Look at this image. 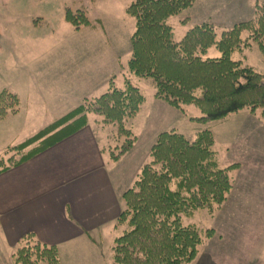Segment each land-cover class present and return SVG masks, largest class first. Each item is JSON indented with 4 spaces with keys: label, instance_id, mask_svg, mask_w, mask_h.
<instances>
[{
    "label": "trees",
    "instance_id": "1",
    "mask_svg": "<svg viewBox=\"0 0 264 264\" xmlns=\"http://www.w3.org/2000/svg\"><path fill=\"white\" fill-rule=\"evenodd\" d=\"M194 1L134 0L129 5L126 13L134 19L135 31L128 71L135 77L152 79L155 98L170 107L196 106L201 113L197 122L220 120L242 109H260L264 121V75L230 57L241 44V32L250 31L251 38L259 42L264 61V0L256 6V19L236 24L218 41L213 28L204 23L174 42L167 22ZM65 21L76 30L89 25L83 13L76 15L69 10ZM213 47L220 56L205 57ZM143 102L140 90L130 82L126 81L124 89L111 83L106 93L84 100L27 140L7 147L6 155H22L16 160L10 157L0 173L80 130L90 114L102 118L104 124L117 125L120 133L129 136L123 123L135 116ZM17 103L15 96L1 92L0 117ZM133 142L126 140L112 160L127 153ZM212 144L208 132L196 134L193 141L175 131L157 136L149 151L150 161L122 194L124 208L117 223L125 229L113 242L110 264H190L195 260L199 246L213 232L184 226L182 217L202 209L213 211L232 188L229 170L217 165ZM13 257L14 264H59L56 248L33 241L31 236L23 237Z\"/></svg>",
    "mask_w": 264,
    "mask_h": 264
},
{
    "label": "rangeland",
    "instance_id": "2",
    "mask_svg": "<svg viewBox=\"0 0 264 264\" xmlns=\"http://www.w3.org/2000/svg\"><path fill=\"white\" fill-rule=\"evenodd\" d=\"M133 1L0 0V91L8 85L4 92L13 95L11 90L18 88L15 85L18 84L16 80L20 77L21 65L39 53L26 45L36 41V36L25 38V32H39L41 44L45 42L47 45L57 40L62 44H74L75 40L77 51L72 60L91 61L97 45L107 47L108 79L113 76L112 85L117 89H124L128 81L144 97L135 116L123 123L129 136L120 133L117 125L104 124L102 118L87 115V124L89 121V125L96 130L101 146L105 151L109 150L111 160L113 155L120 152L126 140H134L131 149L112 162L128 156L126 165L136 168L140 166L142 169L150 161V148L160 133L175 131L193 141L196 134L208 132L213 141L211 150L217 165L222 169L228 168L232 188L225 201L214 207L213 211L202 209L190 217H182L184 226H194L203 233L207 230L213 232L199 246L196 258H209L216 264H264V121L261 110L242 109L223 119L202 123L196 120L201 117L196 106L188 105L179 110L156 99L152 79H141L128 71L135 21L126 10ZM262 2L195 0L189 8L172 16L167 24L172 29L174 42H179L189 30L204 23L213 28L218 41L236 24L256 19V6ZM67 10L76 15L83 13L89 25H81L76 30L65 21ZM89 32H93V37L100 36L98 32H101L104 42L97 37L99 42L95 40L91 47L85 46ZM240 40L241 44L230 55L231 60L264 75L263 55L258 40L251 38L250 31L241 32ZM219 56V52L213 47L205 57ZM101 77L96 84L104 85L100 93H106L110 82L107 84V80L104 84L105 79L102 80ZM199 94V91L195 92L196 96ZM16 108L18 109L17 105L12 110L7 109L0 119L15 113ZM25 131H28L26 127ZM34 134L36 133L31 131L25 132L20 139L27 140ZM4 150L0 151V169L4 167L3 164H9L7 160L10 157L16 160L22 155H6ZM119 227L115 232L117 236L125 229L123 225ZM102 247L111 262L112 253L107 244L104 243Z\"/></svg>",
    "mask_w": 264,
    "mask_h": 264
},
{
    "label": "crops",
    "instance_id": "3",
    "mask_svg": "<svg viewBox=\"0 0 264 264\" xmlns=\"http://www.w3.org/2000/svg\"><path fill=\"white\" fill-rule=\"evenodd\" d=\"M92 33L85 46L91 47L95 40L104 42L101 32L99 40ZM30 36L37 40L26 45L39 53L20 67L18 88L11 90L18 98V109L0 119V151L25 141L20 139L25 132L37 133L84 100L104 94L100 93L104 85L96 84L102 75L104 84L110 82L108 89L112 83L107 47L97 45L91 61H78L72 60L75 40L74 44L57 40L47 45L41 44L39 32H25V38ZM95 131L88 121L26 162L0 173V264H14L13 256L26 236L55 247L59 264H110L102 246L107 244L112 253L117 219L124 208L122 194L133 185L141 167L126 165L128 156L112 162ZM202 258L191 264H216Z\"/></svg>",
    "mask_w": 264,
    "mask_h": 264
}]
</instances>
